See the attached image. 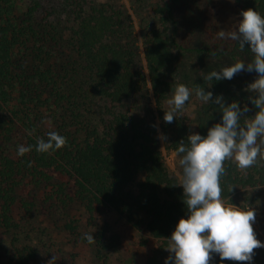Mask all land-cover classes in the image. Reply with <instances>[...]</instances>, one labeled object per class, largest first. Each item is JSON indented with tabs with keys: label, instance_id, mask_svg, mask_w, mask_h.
<instances>
[{
	"label": "trees",
	"instance_id": "1",
	"mask_svg": "<svg viewBox=\"0 0 264 264\" xmlns=\"http://www.w3.org/2000/svg\"><path fill=\"white\" fill-rule=\"evenodd\" d=\"M22 1L0 0V229L15 231L18 226L12 217L13 207L18 205L29 213L34 207L30 195L59 175L67 177L72 188L65 193L61 185L56 186L55 207L77 205L91 220L110 210L128 219L142 214L155 251L163 252L167 238L179 219L187 218L188 211L182 186L169 176L164 165L157 130L166 137L165 150L181 158L183 154H177L181 140L187 145L188 135L206 136L210 127L222 122L219 105L201 100L192 124L177 115L172 123L163 120L167 99L177 84H184L174 66L175 53L210 64L239 61V43L217 33L236 30L240 16L235 24L223 25L220 0H157L148 11L150 24L143 29L145 75L138 65L131 20L122 5H112V0H65L63 8L68 10L63 18L57 14L37 19L38 2L30 0L22 7ZM234 4L238 13L252 8L264 17V0H234ZM65 50L75 55L74 61L63 58ZM244 50L253 58L248 45ZM17 53H21L20 65L14 61ZM75 61L88 86L72 94L68 78L75 70L65 67ZM206 75L200 82L205 92L211 91L214 98L222 96L225 104L237 101L243 108L245 104L226 79L209 82L204 79ZM149 90L156 113L150 106ZM89 95L121 110L112 112L106 107L107 120L95 126L81 119L77 103ZM51 104L64 108L65 117L56 132L67 138V145L39 153L35 145L38 138L47 141V133L34 124L33 111L51 109ZM244 115L241 125L251 119L249 111ZM17 136L22 145L33 146L23 157L7 149ZM258 161L247 170L225 161L220 181L224 202L239 189H264V161L259 157ZM18 191L23 192L20 197ZM14 242V264H28L36 258L34 248L14 246ZM101 247L97 255L105 249ZM217 264L249 262L219 258ZM251 264H264V252L255 254Z\"/></svg>",
	"mask_w": 264,
	"mask_h": 264
},
{
	"label": "rangeland",
	"instance_id": "2",
	"mask_svg": "<svg viewBox=\"0 0 264 264\" xmlns=\"http://www.w3.org/2000/svg\"><path fill=\"white\" fill-rule=\"evenodd\" d=\"M39 4L37 19L42 17L54 18L60 14L64 17V12L68 9L63 8L65 0H36ZM95 2H109V0H94ZM157 0H144L143 3L135 0H112V5H122L130 17L132 30L135 36L138 48V65L142 72L147 75L146 62L144 59L143 45V29L150 24L148 11ZM30 0L20 2L22 7L28 6ZM220 20L223 25H233L237 22L239 13L236 10L234 0H220ZM63 51V50H62ZM70 50H65L63 58L68 59L75 57ZM174 66L181 72L180 81L193 91L189 100L185 103L182 110L176 113L177 116L183 118L187 124H192L201 107V101L195 95V87L200 86V82L206 73L212 70L219 71L221 67L230 66L231 61H220L210 64L188 57V54L182 52L175 53ZM21 53H17L15 57L16 65L21 64L19 59ZM252 59L248 51L243 50L240 53L239 61L245 63ZM29 61V60H27ZM79 62L75 61L70 66L65 67L67 70H75L69 72L72 78H68L69 88L72 94L79 87L87 88L88 80L85 79L84 72L79 71ZM79 73V74H77ZM77 74V75H76ZM257 78L255 71H242L234 76L233 79L227 80L228 85L237 93L244 104L248 105L250 117L255 116L257 109L248 100L249 96L256 95L245 91L248 84ZM149 89V85H147ZM150 106L156 113L155 103L152 92L148 91ZM77 98V97H76ZM75 99V98H74ZM73 99H71L72 101ZM77 100V99H75ZM80 105L81 119H88L95 126H101L107 115L105 108L112 112L121 110L119 106H112L109 103L89 95L85 101L77 100ZM52 106V104H51ZM88 112L89 114H85ZM34 124L43 133L56 131L57 127L63 122L65 117L64 108H56L55 106L47 110L33 111ZM159 123L157 122V127ZM159 150L163 158L164 165L171 178H174L179 184V175L182 169L179 165V159L176 154L166 151L163 140L159 137L162 135L158 129ZM21 137L17 136L7 146L10 154H15L19 145H22ZM259 140V138H258ZM57 185L64 188L65 193L70 191L72 186L70 180L65 176H56L46 185H41L30 195L32 197L34 207L29 213H24L19 209L18 205L13 207L12 217L18 228L15 231L6 232L0 229V264H14L12 258L14 248L11 247L13 240L14 246L21 244L34 248L36 258L28 264H47L49 260L55 256L57 259L55 264H165L166 258L170 255L167 250L156 252L154 244L145 229L146 219L142 214L136 213L134 217L128 219L119 215L116 211L110 210L96 215L92 220L83 209L77 205L69 206L64 209L55 207L53 204L54 192ZM20 197L23 192L18 191ZM225 206L232 204L240 207L241 210H248L252 207L256 212V220L253 223V229L258 240L264 243V189H239L235 195L228 201L224 202ZM85 233L92 234L95 243L89 244L82 237ZM105 247L97 255V250ZM260 251L264 252V248L255 249V254ZM174 255V254H171ZM220 256L212 254L210 264H217Z\"/></svg>",
	"mask_w": 264,
	"mask_h": 264
},
{
	"label": "clouds",
	"instance_id": "3",
	"mask_svg": "<svg viewBox=\"0 0 264 264\" xmlns=\"http://www.w3.org/2000/svg\"><path fill=\"white\" fill-rule=\"evenodd\" d=\"M239 16L236 30H221L217 35L237 41L241 51L248 45L253 58L247 63L237 61L221 67L219 71L212 70L204 79L209 82L214 78L216 81L231 80L242 71H255L257 78L247 85L245 91L256 94L249 96L248 100L257 111L255 116L245 119L241 125V117H245L244 113L249 111L247 104L243 108L237 101L225 104L222 96L214 98L211 91L205 92L204 87L199 85L195 87L199 100L219 105L222 122L210 127L206 136L199 133L188 135L187 145L180 141L177 154L183 155L179 159L182 169L178 174L179 186L183 188L188 215L186 219H179L171 237L167 238L165 250L170 255L165 264H210L213 253L218 254L221 261H246L251 264L254 250L264 248V243L257 239L253 229L255 210L252 207L241 210L233 204L226 207L221 199L220 181L225 174V161H231L240 170L256 165L258 157L264 161V17L252 8L241 10ZM192 91L184 84L176 85L166 101L168 111H164L163 116L166 123L173 122ZM159 138L166 140L163 135ZM66 145V137L49 131L47 141L38 138L35 150L48 153ZM32 147L19 145L17 155L23 157L32 151ZM232 190L229 189L230 192ZM82 239L89 244L95 243L92 234L85 233ZM56 259L53 256L47 264H55Z\"/></svg>",
	"mask_w": 264,
	"mask_h": 264
}]
</instances>
